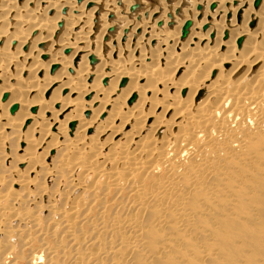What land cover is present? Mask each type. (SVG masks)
<instances>
[{
  "label": "bare ground",
  "instance_id": "6f19581e",
  "mask_svg": "<svg viewBox=\"0 0 264 264\" xmlns=\"http://www.w3.org/2000/svg\"><path fill=\"white\" fill-rule=\"evenodd\" d=\"M137 1L140 4L139 0H0V142L11 134L22 140L17 160L27 163L34 174L14 169L0 175V181L11 175V185L26 193L38 176L35 169L43 167L46 179L57 175L45 161L48 150L57 147L62 149L56 153L57 167L68 174L72 190H79L73 197L69 194L70 205L51 212L61 216L56 224L70 243L52 244L47 238L45 248L52 255L46 259H54L48 264L60 263V253L66 264H158L160 255L169 250L165 245L169 211L172 221L176 213L177 226L188 228L191 213L186 205L193 194L202 189L204 196L213 198L216 192L208 187L234 160L239 164L241 155L248 168L255 158L259 163L264 160L258 151V146L264 147V0L257 5L254 0H159L154 8L145 6L133 13L139 5L130 7ZM162 6L164 12L152 19ZM188 19V31L182 35ZM23 46L27 48L21 50ZM203 90L206 97L197 101ZM163 128L167 134L159 137ZM133 144L136 147L130 150ZM78 169L85 173L82 178H74ZM90 173L104 176L114 195L99 194L86 183L84 177ZM146 173L148 177L157 173L160 180L156 175L150 184ZM124 183L129 185L125 205L120 196ZM12 192L11 197L19 194ZM86 194L90 197L84 202ZM254 197L252 203L262 205L263 198ZM6 206L7 211L0 204V220L19 217L20 209L15 212ZM112 206L117 209L110 217ZM150 206L157 213H150ZM207 207L210 214L214 206ZM93 208L98 218L92 217ZM259 217L263 225L264 216ZM223 223H229L223 224L220 234L229 242V256L236 251L230 243L248 239L247 233L253 231L246 225L234 234L235 222ZM85 226L88 230L83 231ZM30 235L26 244L32 242ZM153 240L162 245L152 247ZM207 253L200 259L208 260ZM30 259L37 264L41 257L32 254Z\"/></svg>",
  "mask_w": 264,
  "mask_h": 264
},
{
  "label": "rangeland",
  "instance_id": "374dc122",
  "mask_svg": "<svg viewBox=\"0 0 264 264\" xmlns=\"http://www.w3.org/2000/svg\"><path fill=\"white\" fill-rule=\"evenodd\" d=\"M22 1L23 0H17L18 3H21ZM139 1H140L139 7H137L134 11H132L133 13H138L142 9V7L147 6L149 8H152V7L154 8V6L159 4V0H139ZM166 1H167V3H170L173 0H166ZM29 5H32V4L30 3ZM40 5L45 6V3H42ZM162 7H164L163 10H162ZM162 7H160L159 12L157 11L156 13H154L152 15V17H153L152 19L156 18L158 16V14H160L162 11L164 12V10L166 9V6H162ZM197 8H199V7H197ZM44 11L45 10L43 8L42 12H44ZM46 14L51 15L52 12L46 11ZM105 20L107 21V16H106ZM254 22L250 23L249 26H251V27L254 26ZM155 25H156V27L158 26L157 24H155ZM172 26H173V23L170 25V27H172ZM29 33L32 34V32H30V31H29ZM112 33H110V34H112ZM34 34L35 33L33 32V35ZM152 43L154 44L155 42H152ZM14 44H15V42H13V44L11 43L10 46H12ZM239 44H240V42L238 43V45ZM26 48H27V46H23V47H21V50H25ZM14 50H16V48ZM98 60L99 59H97V62H98ZM229 66H230L229 64H226V67H229ZM14 68L16 69L17 66ZM28 70L30 71L31 69H28ZM182 71L183 70L178 71L177 76L180 75L182 73ZM37 75H39V73ZM184 93L185 92H182V93H180V95H182ZM1 95H2V93H1ZM206 95H207L206 90H203V93L197 98V101H199V100L201 101L204 97H206ZM7 111H9V108L7 109ZM151 121L152 120L150 119L148 123H150ZM67 127L69 128V124L67 125ZM128 128L129 127H127L126 130ZM3 130H4V128H3ZM5 131L10 132L9 129H5ZM147 133L148 132L145 131V134H147ZM162 133H164V135H165V134H167V131L164 128L161 129L158 133V136L159 137L164 136ZM257 136H258V134H257ZM148 141L149 140L146 139L145 144H147ZM0 144H1L0 147L4 146L2 149L5 148L4 154L3 153L0 154V175L5 176L9 173L11 174V172L14 169H20V168H24L23 170L27 169V167H28V166H26L27 163L19 162V160H20L19 159V153H22L20 148L24 146V142L22 140L17 139V137L14 134H11L10 136L8 135L4 141H1ZM6 146L9 148V150L7 149V151H6ZM135 147H136V144H133L130 147V150H134ZM61 150L62 149H59L57 147L52 149V150H48V152H47L48 157L45 160V161L51 163V164L50 163L49 164L51 166H53L54 169L57 171L56 172L57 175L53 174L51 177L46 179V176L43 174L45 172V169L43 167L40 166L41 168L35 169V171H37L38 176L34 178L32 186L29 188L31 191L33 190L32 192H29L30 191L29 190L28 192L25 193V189H22L21 187L14 185V184L11 185V181L13 180L12 178H10L11 175L7 176L6 177L7 179L4 178V179H2L3 181L2 180L0 181V198H1L0 204L2 207H4L3 210H6V211L8 210L9 206H6V205H11L10 207L12 209L15 208V209H13L15 212H18L20 209L19 217L15 218L13 221H12L13 217H11V219H9V220H7V219L6 220L5 219L0 220V264H29V263L31 264L30 261H32V259H30V258H31L32 254L33 255L36 254L37 256L41 257L40 262L37 264H44V263L48 264L50 261L54 262V259L53 260H52V258H50L51 260L46 259L52 255L51 253L48 252V249L45 248L47 240L49 241V243L51 242L52 244L53 243L56 244L57 243L56 241H58V242L62 241V242H64L65 245L70 243V242L68 243L69 238H66L65 236H63L65 234L64 229H62L60 226L58 227L56 224V218L61 219V216H58L56 214L54 215V213H51L55 210V208H58V207L62 208L65 205L69 204V202H70V201H68L69 194L71 193V195L73 197L79 191V190H75V191L72 190L73 187H72L71 181L69 180L68 174L65 173V171H63V169H61L62 168L61 166L59 168L57 167L58 162L56 160V156L59 152H61ZM40 151H42V150L39 149V151H37V152H40ZM258 151H259V153H263L262 155L264 156V147L263 146H258ZM108 152H109V149L105 150L104 154L107 155V154H109ZM9 155L11 158L7 157ZM17 159H19V160H17ZM246 160H247L246 156L241 155L240 160L238 161L239 164H237L234 160L236 165H234L233 164L234 162H233L232 163L233 166L232 165L230 166L231 168H228V167H227L228 169L224 168V171L220 172L218 174V176L216 178H214V181H216L215 185H214V181L212 180L213 182L208 187V190H213V192L215 191L216 195L212 192L213 194H210V196L213 197L215 195L216 197L214 196L213 198H209L208 195L204 196L202 189L200 192H197V193H195V195L194 194L192 195V197H191L192 200H191L190 204L186 205L187 210L189 209V213H191L190 214L191 217H189V219H188V220H190V222L188 221L189 226H190V227L188 226L189 229L185 228V227H181L179 225L177 226V223L175 222L176 213H174V219H173V221L176 224L174 226V224H173L174 222L172 221L173 211L168 212L166 217L169 216V218L167 217V219L168 220L171 219V220L169 221V227H167V229L165 230V233H166L165 237L169 236V244L165 243V245L166 246L168 245L169 250H168V248H166V250H168L169 252L165 251L166 254L163 253L162 255H160L161 256L160 259L157 260L158 264H166V263L167 264H261V263L264 264V247H263L264 246V221L262 222L263 223V225H262L260 222V217H259V213L264 216V196H263L264 195V160L261 161V163H259V160H256V158L254 160H252L253 161L252 164L255 165L254 168L252 167L251 163L248 164V165L251 164L249 166L250 168H248V166H246L247 165ZM112 164H113V162H110L107 167L110 168V166ZM244 165H245V168L243 167ZM252 168L254 170H251ZM230 169H232V173L229 171ZM27 170H28V175L31 174V177L34 176L33 173L29 172V168ZM31 171H32V169H31ZM61 171H63L64 173L62 174ZM83 174H85V173H82L81 169H78L74 174V178H82ZM148 174H150V173L145 174V175H147V176H145V178L147 177L146 179L150 180V184L155 183L154 177L157 175V173L152 174L150 177H148L149 176ZM60 175H62V176H60ZM79 175H81V177ZM157 176H158V179L160 180V176L159 175H157ZM157 176L155 177L156 178L155 180H157ZM246 176H247V179L245 178ZM122 178H124V177L122 176ZM142 178H143V176H142ZM235 178H236V181H235ZM84 179H85L86 183L94 185L95 190L99 189V191H98V193L100 192L99 194L113 190V188H111V190H110V187L107 185V179L104 176L97 178L94 175V173H90V174H88V176H85ZM146 179H142V180H146ZM240 180L242 181V183L240 182ZM246 180H247V182H246ZM147 183H148V181H146V183L144 184V188H146V187L148 188ZM123 185H124V188L121 191L120 196L122 199V203L125 205L126 202H128L127 201L128 200L127 195H128L129 185L126 183H124ZM105 186H107V187H105ZM106 188H107V190H106ZM108 188H109V190H108ZM12 189L14 192L15 191L19 192V194L12 192V195L14 193V195H16V196H14V195L12 197L9 196ZM259 190H261V191L257 194H259V197L263 198V202H262V205L260 204L259 206H257L256 204L252 203L253 201H251V199L254 196L256 197V195H257L256 192H258ZM7 191L9 193H7ZM22 191H23V194H21ZM116 194H117V192L115 193V195ZM113 195H114V193L112 191V194H110V197ZM85 197L86 198L83 199V201L87 202L85 200L89 199L90 194H86ZM255 197H254V199H255ZM30 198H32V199H30ZM201 198L202 199L204 198V199L201 200ZM214 198H215V201H212ZM52 204H53V206H52ZM92 204H93V202H92ZM211 204L214 207L211 209L212 211L210 210L211 211L210 214H206L208 212L207 206H212ZM217 204H219V205H217ZM201 205H202V207H201ZM153 208H154V210H153ZM12 209H11V211L10 210L8 211L9 216H12V213H11V212H13ZM93 209H94V211L91 213V214H93L92 217L98 218L96 208H93ZM111 209L109 208V213L111 212L110 217L113 216L117 207L112 206ZM204 209H205V211H204ZM149 210H151L150 213L151 212L157 213V211H155V210H157V208L155 209V206H150L148 208V211ZM202 211H203V213H202ZM256 212H257L258 217L257 216L255 217ZM120 213H121V211H120ZM122 213H126V209H124L122 211ZM81 214H80V216H81ZM26 215H27V217H26ZM29 215L34 216L31 219V221H30V219L28 220ZM155 215H153L152 218H154ZM146 216H147V214H146ZM176 217H177V215H176ZM191 218L193 221H191ZM109 219L110 218H108V221H109ZM231 219H232V221L235 222L234 224H236V227L234 228V230H231V233L239 234L240 231H238V229L241 226L247 225L248 228L249 227L251 228V230L253 231V234L247 233L248 239H245L242 241L240 240L241 238H237V239L235 238L233 243H230V244L234 249H236V251L233 253L230 252V255L228 256V254H229L228 243L229 242L226 241L224 237H220V234L222 233L223 224H229V223H223V222L225 220H231ZM248 222H250V223H248ZM252 222H253V224H252ZM145 223H146V221H145ZM191 226L193 227V229L191 228ZM255 227H256V229H255ZM58 228H59V230H58ZM79 228H78V233L82 235V233H80V231H79L81 229H79ZM218 228H219V230H218ZM250 228H249V230H250ZM55 229L58 232L57 231L55 232ZM82 229H83V231L88 230L86 226H85V228L82 227ZM8 230H11L12 234L14 233V235H12V234L10 235L8 233ZM146 230L148 232L151 229L150 228L145 229V231ZM46 232H47V236L45 237L44 235L46 234ZM156 232H157V230L155 231V229H154L153 233L156 234ZM29 234H31L30 237H31L32 242L26 244V241L28 239ZM195 234H196V236H197V234L200 236L195 237ZM156 235L157 236L160 235V232H158V234H156ZM65 239H66V241H65ZM155 241L156 240H153V242L151 241L153 243V245H155L152 247H156V246L159 247L160 244L162 245L161 240L160 241L158 240L157 242H155ZM151 242L149 243L150 245H152ZM11 245H12V247H11ZM28 245H30V246H28ZM200 248L203 249V251L202 250L200 251ZM203 252H205V253L208 252L207 254H208L209 258L206 261H203L200 259V255ZM62 254L63 253L58 254L59 256L57 258H59V259H57V261L60 262L58 264L62 263V261H60V259L63 258V257H61ZM137 256H138V254H137ZM62 260H64V259H62ZM35 262H37V260ZM62 264H66V262H64ZM67 264H70L69 261Z\"/></svg>",
  "mask_w": 264,
  "mask_h": 264
},
{
  "label": "water",
  "instance_id": "95a60500",
  "mask_svg": "<svg viewBox=\"0 0 264 264\" xmlns=\"http://www.w3.org/2000/svg\"><path fill=\"white\" fill-rule=\"evenodd\" d=\"M259 1H260V0H254V5H257V4L259 3ZM138 5H139V3H138V1H137V2H135L134 4L131 5L130 9H134V8H135L136 6H138ZM212 6H213V4H211V7H212ZM189 25H190V20L188 19V20H186V21L184 22V24L182 25V29H181L182 35H185V34L187 33ZM91 59L94 60V57H92ZM6 95H7V94L4 93V94H3V97H5ZM14 107H15V105H13V106L10 108V110H13ZM34 109H35V108L33 107L32 110H34Z\"/></svg>",
  "mask_w": 264,
  "mask_h": 264
}]
</instances>
